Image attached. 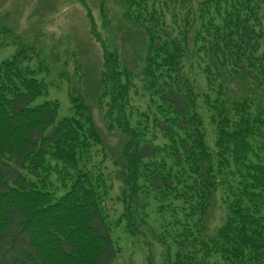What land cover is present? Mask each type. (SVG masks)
<instances>
[{"label": "trees", "instance_id": "16d2710c", "mask_svg": "<svg viewBox=\"0 0 264 264\" xmlns=\"http://www.w3.org/2000/svg\"><path fill=\"white\" fill-rule=\"evenodd\" d=\"M263 9L264 0H125L124 22L146 38L132 68L89 16L102 66L87 89L125 138L113 159L81 95H70L68 116L49 99L45 64L30 65L39 52L3 60L0 264H117L113 179L131 235L155 226L164 264H264ZM2 21L0 50L11 37Z\"/></svg>", "mask_w": 264, "mask_h": 264}, {"label": "rangeland", "instance_id": "374dc122", "mask_svg": "<svg viewBox=\"0 0 264 264\" xmlns=\"http://www.w3.org/2000/svg\"><path fill=\"white\" fill-rule=\"evenodd\" d=\"M124 7L125 0H0L2 25L11 31V37L4 39L0 50V63L21 47H33L39 52L40 60L35 59L30 65L38 68L40 63L45 64L46 71L41 72L39 77L49 86V99L58 101L62 114L68 116L73 109L70 95H81L85 103L92 107L93 120L111 159L114 158L112 154H119L125 138L111 129L106 114L93 103L92 88L87 89L91 82L89 75L99 73L102 66L101 47L90 34L89 16L96 24V32L110 46L117 47L123 61L128 62L130 68L139 67L145 57L146 38L140 30L124 22ZM262 14L264 29V9ZM106 23L108 26H105ZM189 72L205 89L206 81L195 65L189 66ZM148 102L139 99L136 104L146 108ZM107 165L110 168L112 160ZM109 185V194L114 200L108 206L114 223L111 235L118 249L117 264H164L168 255L166 249L158 243L157 236L150 238L155 226L141 230L136 236L131 235L132 228L121 218L124 206L116 200L120 195V184L113 179ZM152 207L147 211L149 220L156 217ZM212 214L216 217L211 223L216 226L214 221L224 215L221 206ZM143 228L146 229V226ZM149 238L151 244L146 246L142 239Z\"/></svg>", "mask_w": 264, "mask_h": 264}]
</instances>
